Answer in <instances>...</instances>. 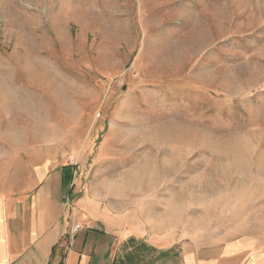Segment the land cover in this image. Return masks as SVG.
<instances>
[{
	"label": "rangeland",
	"instance_id": "374dc122",
	"mask_svg": "<svg viewBox=\"0 0 264 264\" xmlns=\"http://www.w3.org/2000/svg\"><path fill=\"white\" fill-rule=\"evenodd\" d=\"M57 150L183 241L264 254V0H0V191Z\"/></svg>",
	"mask_w": 264,
	"mask_h": 264
},
{
	"label": "crops",
	"instance_id": "0c3cea01",
	"mask_svg": "<svg viewBox=\"0 0 264 264\" xmlns=\"http://www.w3.org/2000/svg\"><path fill=\"white\" fill-rule=\"evenodd\" d=\"M71 159L62 160L57 150L24 191H0V264H114L119 245L131 238L159 252L180 247L182 264H264L248 238L213 246L204 236L183 241L187 231L177 232L156 206L113 199L112 190L85 179L77 157ZM77 224L85 228L72 235Z\"/></svg>",
	"mask_w": 264,
	"mask_h": 264
},
{
	"label": "trees",
	"instance_id": "16d2710c",
	"mask_svg": "<svg viewBox=\"0 0 264 264\" xmlns=\"http://www.w3.org/2000/svg\"><path fill=\"white\" fill-rule=\"evenodd\" d=\"M125 245L130 247V250L127 251V254L124 256L117 257L114 264H150L147 259H149L150 256H153L152 254L158 253L160 256L165 254L164 252H159L143 241L135 238L129 239Z\"/></svg>",
	"mask_w": 264,
	"mask_h": 264
},
{
	"label": "built area",
	"instance_id": "2783aa9c",
	"mask_svg": "<svg viewBox=\"0 0 264 264\" xmlns=\"http://www.w3.org/2000/svg\"><path fill=\"white\" fill-rule=\"evenodd\" d=\"M68 160L70 162H73V160L69 157ZM74 163V162H73ZM85 228L84 224H77L73 227L72 229V235L77 234L78 232H80L81 230H83Z\"/></svg>",
	"mask_w": 264,
	"mask_h": 264
}]
</instances>
